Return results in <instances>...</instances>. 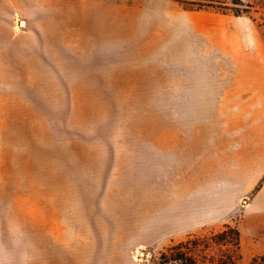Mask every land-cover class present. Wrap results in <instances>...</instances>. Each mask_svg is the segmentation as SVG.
<instances>
[{"label": "rangeland", "instance_id": "obj_1", "mask_svg": "<svg viewBox=\"0 0 264 264\" xmlns=\"http://www.w3.org/2000/svg\"><path fill=\"white\" fill-rule=\"evenodd\" d=\"M61 1L0 0V109L11 96L17 126L0 264H150L226 224L250 264L264 252V0H238L242 15L69 0L79 15L56 39L39 20Z\"/></svg>", "mask_w": 264, "mask_h": 264}, {"label": "trees", "instance_id": "obj_2", "mask_svg": "<svg viewBox=\"0 0 264 264\" xmlns=\"http://www.w3.org/2000/svg\"><path fill=\"white\" fill-rule=\"evenodd\" d=\"M187 10L214 9L242 15L251 4L238 0H177ZM245 4L246 8H241ZM241 232L237 225L226 224L223 228L207 233L192 234L186 239L168 246L154 255L150 264H240ZM250 264H264V252L252 258Z\"/></svg>", "mask_w": 264, "mask_h": 264}, {"label": "crops", "instance_id": "obj_3", "mask_svg": "<svg viewBox=\"0 0 264 264\" xmlns=\"http://www.w3.org/2000/svg\"><path fill=\"white\" fill-rule=\"evenodd\" d=\"M61 4L62 6L60 8L61 10H60L59 15L58 13L53 12L50 20L46 16V18H44V21L39 20V23L47 26V28H44V30L46 31L48 30V26H52L51 28L52 31L60 32V33H57L56 39H61V36L59 34L64 35L65 36L64 39H67V38L69 39V36H68L69 27L68 26L69 24H73L72 20L74 16L76 18L78 17L79 15L78 7L77 6L74 7L73 2L71 3V6H70L69 0H62ZM2 30H3V33H2ZM0 32L3 37L1 38L2 40H8L10 38L11 32L7 28H1Z\"/></svg>", "mask_w": 264, "mask_h": 264}, {"label": "bare ground", "instance_id": "obj_4", "mask_svg": "<svg viewBox=\"0 0 264 264\" xmlns=\"http://www.w3.org/2000/svg\"><path fill=\"white\" fill-rule=\"evenodd\" d=\"M18 28V27H16ZM3 33V30H2ZM3 38L0 32V39ZM19 81V80H18ZM24 83V82H23ZM15 100L11 99V96L8 95L2 101L1 111L4 115V122L0 125V159L8 158L10 153H12L10 149L11 144L17 143V126H16V118L11 114L14 108Z\"/></svg>", "mask_w": 264, "mask_h": 264}]
</instances>
